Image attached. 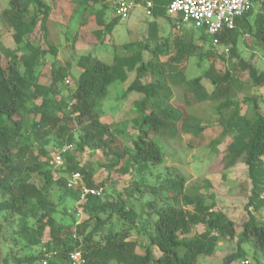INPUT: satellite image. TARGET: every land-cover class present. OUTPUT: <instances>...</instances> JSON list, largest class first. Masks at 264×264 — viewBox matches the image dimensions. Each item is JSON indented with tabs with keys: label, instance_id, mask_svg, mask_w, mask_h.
<instances>
[{
	"label": "trees",
	"instance_id": "obj_1",
	"mask_svg": "<svg viewBox=\"0 0 264 264\" xmlns=\"http://www.w3.org/2000/svg\"><path fill=\"white\" fill-rule=\"evenodd\" d=\"M107 1L82 0L80 4L105 3L107 7ZM140 1L144 4L146 0ZM172 1L154 0L153 19H166L175 29L179 21L168 16L166 11ZM262 1L253 0L254 5L261 4L262 10L253 23L250 19L254 9L237 21L236 29L220 37L221 43L228 45L230 54L235 58H239L238 41L241 36H248L252 39L251 44L264 50ZM6 14L7 21L15 30L19 52H0V217L9 211H18L27 206L30 200H35L43 212L40 221L43 223L46 220L44 227L50 230L51 241L44 249L59 253L52 264L64 263L69 253L76 249L81 250L86 264H197L199 258L215 255L218 238L213 233L227 235L231 240L240 238L237 249L223 256L221 264H239L245 259L247 254L241 244L249 240H253L257 248L253 264H261L258 254L264 258V223L248 212L249 209L259 211L264 208V198L260 199L261 193H264V113L256 98H244V102L253 103V117L250 118L241 114L238 101L228 95L223 97L215 108L223 130L210 143L213 152L217 154L219 169L228 171L242 167L253 185L245 206L249 219L245 221L237 224L228 220L214 196L199 192V185L187 188L184 178H167L163 190L181 206L157 212L155 226L149 231L144 230L149 241L143 252L138 253L137 242L130 240L128 234L114 233L97 237L113 215L128 218L127 200L121 195L106 206L99 203L101 197L92 196L86 203L77 204L74 214L77 215V209L80 208L82 214L90 213L93 218L82 223L74 222L73 226L65 230L55 223L51 202L46 194L47 188L56 184L74 194L78 203L79 190L67 187V176L74 172L82 174L88 188L104 187V184H96L93 180L90 165L78 162L71 153L73 148L80 154L87 151L94 156L102 154L108 158L113 155L115 160L109 168L117 167L124 160L131 167L138 166L139 169L148 164H163V150L153 137L167 128L175 129L177 122L184 118L183 112L168 102L171 96L168 79L181 76L178 66L194 54L199 41L206 42L205 34L199 36L195 32L197 29L181 25L183 34L174 40L167 37L160 42L155 35L150 38V42L138 41L122 45L124 53L115 54L111 64L92 55L82 56L78 62L82 72L75 81L74 92L65 98L61 96L58 84L65 79L67 69L56 60L57 47L50 41L47 27L51 7L44 0H18L12 3ZM115 19L120 20L116 15ZM111 27L105 24V36ZM148 53L149 57L146 58ZM49 55L54 59L50 83L42 85L38 83V67ZM21 63L25 66V73L19 70ZM240 66L249 72L254 86L264 87V72H258L252 64L243 60H240ZM131 75H135V78L124 91L123 98L133 93L140 96L133 103V110L139 115L133 125L136 137L130 148L119 143L120 146L114 149V144L124 131L103 121L102 106L109 87L116 81L126 83ZM231 78L227 73L223 78L214 79L213 84L219 86ZM232 82L236 83V80L232 79ZM195 83L198 90H201L199 81ZM206 95L203 93V97ZM72 124H77L83 132L78 138ZM49 136H54L62 145L70 146V151L64 154V170L57 171V179L49 166L50 152L44 148L39 150L38 156L46 159L42 161L32 149L34 138ZM102 168L105 169V166L102 165ZM127 171L120 168L121 173ZM41 180L45 182L42 187L38 185ZM132 186L134 190L140 191L135 181ZM210 186L206 181L205 188ZM208 198L213 202L208 204ZM147 207L151 210L155 204L150 203ZM106 211H110L106 220L93 216ZM92 219L95 223L89 230ZM237 225L241 228L239 233L234 230ZM42 233L38 232L39 238ZM42 255L43 251L38 257L30 256L26 261L28 264H39Z\"/></svg>",
	"mask_w": 264,
	"mask_h": 264
},
{
	"label": "rangeland",
	"instance_id": "obj_2",
	"mask_svg": "<svg viewBox=\"0 0 264 264\" xmlns=\"http://www.w3.org/2000/svg\"><path fill=\"white\" fill-rule=\"evenodd\" d=\"M16 1L18 0H0V52L2 54L7 51L19 52L15 30L6 19V11H9L12 3ZM81 1L44 0L51 7L47 27L50 41L57 47L56 60L67 69L65 79L58 84L61 96L65 98L70 97L74 92L75 81L82 72L78 66L82 56L92 55L94 58L111 64L115 54L124 53L121 48L124 44L138 41L150 42V38L155 35L160 42L167 37L174 40L175 37L183 34L180 26L176 25L173 29L166 19L148 18L142 8H135L127 20L118 21L115 19L114 0H108L107 7L105 3L80 4ZM261 12V4L255 5L254 15L250 21L253 23ZM105 24L112 25L107 36H105ZM195 32L199 36L204 34L200 30ZM206 38V42L199 41L194 54L184 59L178 66L181 76L178 78L171 76L168 79L171 87L168 102L180 109L184 118L177 122L175 129L167 128L153 137L164 153L162 165L148 164L139 169L138 166L131 167L129 162L124 160L117 167L109 168L115 160L113 155L107 158L102 154L94 156L87 151L80 154L74 148L72 149L71 153L76 156L81 165H90L95 183L104 184L105 192L99 200L101 205L106 206L116 200L119 195L127 200L128 218L123 219L113 215L111 221L97 234L98 238L114 233L128 234L130 240L137 242L136 251L142 253L149 241L144 230L149 231L155 226L157 212L165 208L181 206V203L173 201L163 190L164 181L167 178H184L187 188L199 185V192L207 196L213 195L218 207L224 210L230 221L238 224L240 221L249 219V214H251L259 222L264 223V208L259 211L249 209V214L246 213L245 206L253 185L247 179L244 168L236 167L228 171L219 169L217 154L213 152L210 145L211 141L218 138L223 130L215 109L223 97L228 95L234 101H238L241 114H246L250 118L253 117L251 114L253 103L244 102V98H256L264 113V87L254 86L249 72L240 66V60H243L252 64L258 72H264V50L251 44L252 39L248 36H241L238 41L239 58H235L223 48L214 49L211 39L208 36ZM152 44L155 43L152 42ZM145 56L148 58L149 53ZM53 60V57L49 55L38 67L39 84L48 85L50 83ZM19 70L25 73L23 63L19 66ZM227 73L230 74L231 79L222 82L219 86L213 84L214 79L223 78ZM134 78L135 75H131L126 83L116 81L112 84L102 106L103 121L118 126L124 131L119 135V141L114 144L113 148L120 146L119 143L130 148L131 142L136 137L133 125L139 119V115L133 110V103L140 96L133 93L123 98L124 91ZM232 79H235L236 83H233ZM196 81H199L201 90H198ZM203 93L207 95L203 97ZM71 127L76 138L83 133L77 124H72ZM32 142V149L37 156L42 148L51 154L68 146L67 144L62 145L54 136L34 138ZM38 159L46 160L45 157L40 156ZM121 167L128 171L121 173ZM53 175L55 179L59 177L55 170ZM133 181L139 184V192L134 190ZM206 181L211 185L208 188H205ZM44 183L41 180L38 185L42 187ZM46 194L51 202L52 217L55 223L63 226L65 230L73 226L74 222L82 223L93 218L87 212L81 215L74 214V209L78 204L75 195L66 192L58 185L48 187ZM263 198L264 193H261L260 199ZM212 202L208 198L207 203ZM150 203L155 204L151 210L147 207ZM42 213L36 201L30 200L27 206L15 212L9 211L0 217L2 226L0 229V264H28L26 261L28 257H38L41 254L47 243L51 241L50 230L44 227L46 220L43 223L40 221ZM109 215L110 211L93 214L94 218L98 216L101 220H106ZM94 223L92 219L89 230ZM234 230L239 233L241 228L237 225ZM39 231L43 232L41 238L38 236ZM213 235L218 238L215 255L201 257L197 264H221L223 256L237 249L239 237L231 240L227 235L220 236L217 233ZM241 247L247 257L239 264H253L257 252L254 241L242 242ZM258 257L261 264H264V258L260 254Z\"/></svg>",
	"mask_w": 264,
	"mask_h": 264
},
{
	"label": "built area",
	"instance_id": "obj_3",
	"mask_svg": "<svg viewBox=\"0 0 264 264\" xmlns=\"http://www.w3.org/2000/svg\"><path fill=\"white\" fill-rule=\"evenodd\" d=\"M264 3V0L262 1ZM115 15L120 20H127L135 8H142L148 18H153L154 0H115ZM253 0H173L167 6V15L178 20V25L189 26L203 31L211 39L214 49L223 48L229 52L228 45L221 43L220 37L227 31L237 28V21L254 9ZM70 151V146H65L61 151L51 153L49 166L55 170H64V154ZM67 187L79 190L78 204H84L90 196L102 197L104 187L88 188L80 172L67 176ZM77 214H82V209H77ZM44 255L39 264H52L59 256L57 251L44 249ZM62 264H86L83 253L76 249L69 253Z\"/></svg>",
	"mask_w": 264,
	"mask_h": 264
},
{
	"label": "crops",
	"instance_id": "obj_4",
	"mask_svg": "<svg viewBox=\"0 0 264 264\" xmlns=\"http://www.w3.org/2000/svg\"><path fill=\"white\" fill-rule=\"evenodd\" d=\"M143 10V9H142ZM144 11V10H143Z\"/></svg>",
	"mask_w": 264,
	"mask_h": 264
},
{
	"label": "bare ground",
	"instance_id": "obj_5",
	"mask_svg": "<svg viewBox=\"0 0 264 264\" xmlns=\"http://www.w3.org/2000/svg\"><path fill=\"white\" fill-rule=\"evenodd\" d=\"M43 256V255H42Z\"/></svg>",
	"mask_w": 264,
	"mask_h": 264
}]
</instances>
